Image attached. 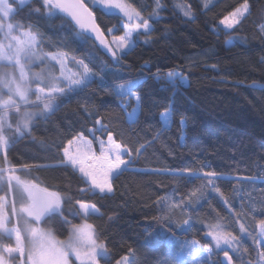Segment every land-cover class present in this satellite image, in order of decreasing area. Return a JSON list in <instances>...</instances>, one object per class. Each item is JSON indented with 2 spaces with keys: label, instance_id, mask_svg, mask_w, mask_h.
<instances>
[{
  "label": "trees",
  "instance_id": "obj_1",
  "mask_svg": "<svg viewBox=\"0 0 264 264\" xmlns=\"http://www.w3.org/2000/svg\"><path fill=\"white\" fill-rule=\"evenodd\" d=\"M130 2L145 16L154 7L153 0ZM180 2L162 0L166 7L161 10L160 19L151 22V39L146 43L142 37L119 62L94 39L77 35L76 26L64 14L49 19L42 12L32 11L39 7L36 0L12 21L21 26L19 30L26 31L31 25L33 31H38L42 51L63 50L86 62L91 59L103 77L80 95L71 94L58 101L56 114L50 120L34 121L30 134L10 136L8 147V161L18 175L49 191L60 192L64 197L62 210L73 223H82L71 215L78 207L77 199L96 204L101 215L89 218V223L109 249L101 264H116L117 259L129 254V249L136 250V264H176V253L183 242L193 240L208 243L214 249L207 264H228L223 251H217L205 235L207 222L218 216L226 230L239 237V224L232 221V212L239 214L240 223L248 231L256 233V222L264 219V37L259 28L264 24V0H248L251 15L242 26L231 30H222L219 20L243 0H207V8L202 7V0H186L193 7L194 19L174 9L173 5ZM92 10L104 29L119 28L123 23L117 15H104L100 8ZM170 70L180 71L187 84L175 88L169 85L166 73ZM157 75L161 77L159 81ZM130 80L140 81L136 92L143 100L138 123L131 128L121 107L122 103H129L127 98L122 100L112 92L113 85ZM169 104L178 115L170 130L157 140L154 137L160 130V116ZM134 106L132 101L128 111ZM24 110L21 106V112ZM181 116L186 120L183 129L179 127ZM95 119H100L102 125L133 149L130 169L114 180V192L108 196L82 194L79 189L86 185L80 174L61 162L63 147L70 137L83 131L92 139L88 129L98 128ZM97 135L107 138L106 132ZM93 143L96 147L95 140ZM140 144L147 147L136 156L135 149ZM204 164L226 177L217 182L223 198L200 180H175L162 171H152L189 167L195 170ZM24 165L32 167L25 169ZM0 166H5L3 154ZM244 177L255 178V182H243ZM196 188L200 189V199L186 213L192 226L184 232L179 210L176 214L161 211L156 201L165 194H171L173 199L186 197ZM4 195L6 188H0V196ZM224 198L231 208L225 205ZM249 205L256 209L254 214ZM41 226L51 228L60 239L67 238L69 228L59 216L47 224L41 222ZM173 233L178 242L170 247L168 237ZM256 247L254 239H242L244 258L229 253L230 264H238V258L239 264H247L250 258L256 264ZM179 258L184 264H193Z\"/></svg>",
  "mask_w": 264,
  "mask_h": 264
},
{
  "label": "snow or ice",
  "instance_id": "obj_2",
  "mask_svg": "<svg viewBox=\"0 0 264 264\" xmlns=\"http://www.w3.org/2000/svg\"><path fill=\"white\" fill-rule=\"evenodd\" d=\"M36 2L39 7L32 8V11L38 14L42 12L49 19L59 17L61 13L70 17L76 26L77 35L85 40L98 41L99 45L117 62L129 55L142 37L145 38L146 43L151 39L154 32L151 22L159 20L161 10L166 7L162 0H153L152 11L145 16L142 10L130 0H93V3L100 7L102 14L117 15L123 21L119 28L104 29L97 22L95 12L85 4L84 0H36ZM32 3L33 0H0V34L3 36L0 40V152L3 153L5 162V166H0V182L5 185L8 193L19 190L21 194L19 204L14 194L0 196V264H101V260L108 256L109 249L106 242L99 237L95 226L89 223V218L101 215L96 204L77 199L75 204L78 207L71 215L73 218L79 217L82 223H73L62 210L64 197L60 192L49 191L32 181L23 180L16 174L15 166L8 161L10 136L23 137L25 134H30L34 121L50 120L56 114L60 108L58 101L68 95H80L87 91L98 77L103 80L91 59L86 62L85 59H78L63 50L55 53L39 51L38 46L42 44V40L39 38L38 31H33L31 25L28 30L19 35L14 34V31L21 26L12 21L20 10L25 6L31 7ZM173 7L184 17L194 19L193 7L186 0H181ZM202 7H208L207 0H202ZM250 15V4L248 0H243L239 6L219 20V26H223L222 30L237 28L242 26L243 21ZM259 28L261 36L264 37V24H261ZM121 31L123 34H119ZM226 34L230 33L226 32ZM43 58L55 61L60 66V76L57 77L51 72L46 76H42L39 72L35 73L34 77L38 83L35 88H32L26 82L25 66L33 60ZM69 61L75 66V71L68 69ZM9 68H18L19 78L8 70ZM156 79L159 81L161 77L157 75ZM166 80L173 88L178 84H187V78L177 70L168 71ZM139 83V80H130L112 86V92L116 96L122 100L127 98L129 102L122 103L121 107L130 128L138 123V117L143 109L142 97L136 92ZM132 101H135V106L128 111ZM22 105L25 109L23 112H21ZM29 105L31 108L28 107ZM85 112H88L87 108ZM12 113L16 114L15 120L12 119ZM88 114L91 115V113ZM177 115L176 109L169 104L160 116V130L155 133V139H160L163 133L170 130ZM95 124L100 127L88 129L92 139L80 131L67 140V145L63 147L61 162L80 174L86 185L79 189L82 194L91 192L93 196H108L114 192V180L118 179L130 166L133 149L128 147L122 139L117 138L107 125H102L100 119H95ZM179 127L181 129L186 127L183 116L179 119ZM98 132L102 134L106 132V140L100 139L97 136ZM93 140L99 143L98 153L93 147ZM182 140L183 137H181ZM146 147L145 144H140L135 149V155H142L141 150ZM23 167L29 169L32 166L24 165ZM209 169L210 165L204 164L195 170L189 167L179 171L168 169L152 171L158 174L162 171L163 174L175 180L189 182L200 180L203 186H211L212 190L223 198L224 194L217 186V182L226 177ZM235 179L242 182L239 177ZM243 182L254 183L255 178L244 177ZM199 191V188L192 189L186 197L178 199H173L171 194H165L156 203L161 211L176 214L179 210L178 214L182 217L180 227L184 232H188L192 225L191 217L186 216V213L191 209L192 203L199 202L200 197L197 196ZM194 197L196 199H193ZM223 202L231 208L227 198H224ZM249 211L254 214L256 209L249 205ZM241 212L245 216L248 215L243 208ZM54 216L61 217L64 224L68 226L69 232L66 239H60L51 228L41 226V222L47 224ZM231 219L239 224L241 232L253 237L254 243L257 244L256 264H264V219H260L255 224L259 233L248 231L247 226L240 223L239 214L232 212ZM205 227L207 229L205 235L215 243V249L223 251L230 264L229 250L237 251V245L233 243L237 237L226 230V225L218 216L209 220ZM176 242L178 238L173 233L168 237L169 246ZM244 251L247 252V249ZM185 252L192 258L193 264H207L214 249L208 243L201 244L198 240L185 241L176 253V264H184L179 257ZM116 264H136V250L129 249V254L117 259ZM247 264H252L251 258L248 259Z\"/></svg>",
  "mask_w": 264,
  "mask_h": 264
},
{
  "label": "rangeland",
  "instance_id": "obj_3",
  "mask_svg": "<svg viewBox=\"0 0 264 264\" xmlns=\"http://www.w3.org/2000/svg\"><path fill=\"white\" fill-rule=\"evenodd\" d=\"M84 2L92 9L93 8H100L97 4L93 3V0H84ZM220 27L223 28V26H220ZM229 30H231V29H229ZM23 31H25V30L17 29V30L14 31V34L19 35ZM2 39H3V36H2V34H0V40H2ZM38 50L41 51L42 53H46V52L41 50L40 46H38ZM67 67H68V69H71L72 71L76 70L75 66L72 65L71 61L68 62ZM8 70L12 71L17 76V78H19V70H18V68H9ZM25 72L27 74V81L26 82L32 88H35L37 86V83H38V81L34 77L35 73L39 72V73H41L42 76H46V74L51 72L53 75L59 77L60 76V66L58 64H56L55 61H49L47 58H43V59H40V60H33L30 64H26ZM30 95H31V93H30ZM32 98L34 99V96ZM11 116H12V119L15 120L16 114L12 113ZM99 127H100V125L98 126V128ZM99 138L103 139L100 136H99ZM95 141H96L97 144H96V147H95V145L93 143V147L95 148V150L98 153L99 152V143H98L97 140H95ZM0 154H3V153L0 152ZM128 169H130V166L128 167ZM18 173H19L18 170H16V174L17 175H18ZM0 188H6L5 185L2 182H0ZM6 194L7 195H13L14 194L15 197H16L17 204H19L20 199H21V194H20L19 190L15 191V193H8V190L6 188ZM21 227H23V224H21ZM205 229H206V227H205ZM239 229H240V227H239ZM206 231H207V229H206ZM258 233H259V229H258ZM207 238L211 241L210 237H207ZM242 239L253 240V237L252 236H248L244 232L240 231V236L237 237V240L233 242L234 244L237 245V251L233 252V251L229 250V253H231V255L235 254V255L239 256L240 259L244 258V252H243V250L241 248ZM258 239H259V237L257 236V240ZM212 243H213L214 248H215V243L213 241H212ZM222 247H225V246L222 245ZM216 250L220 251L218 249H216ZM180 257L181 258H185V259H189L193 263L192 258L187 256L186 252L184 254H182ZM212 258H213V255L209 258L208 261H211ZM130 259H131V257H130Z\"/></svg>",
  "mask_w": 264,
  "mask_h": 264
},
{
  "label": "water",
  "instance_id": "obj_4",
  "mask_svg": "<svg viewBox=\"0 0 264 264\" xmlns=\"http://www.w3.org/2000/svg\"><path fill=\"white\" fill-rule=\"evenodd\" d=\"M86 4V3H85ZM92 10V9H91ZM93 11V10H92ZM66 16V15H65ZM67 17V16H66ZM70 21H71V19H70V17H67ZM73 24H74V22L73 21H71ZM75 25V24H74ZM97 43L99 44V42L97 41ZM102 47V46H101ZM103 48V47H102ZM103 50L107 53V51L103 48ZM107 54H109V53H107ZM110 55V54H109ZM42 188V187H41Z\"/></svg>",
  "mask_w": 264,
  "mask_h": 264
}]
</instances>
